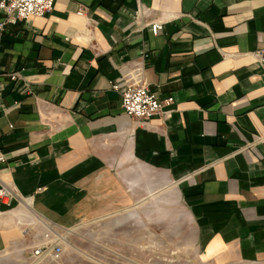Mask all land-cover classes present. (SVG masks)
I'll use <instances>...</instances> for the list:
<instances>
[{"label": "crops", "instance_id": "obj_1", "mask_svg": "<svg viewBox=\"0 0 264 264\" xmlns=\"http://www.w3.org/2000/svg\"><path fill=\"white\" fill-rule=\"evenodd\" d=\"M1 24L0 180L20 201L0 205V254L24 225L122 208L143 224L168 197L208 259L264 255V0H57ZM136 73L173 99L165 115L123 113L111 84Z\"/></svg>", "mask_w": 264, "mask_h": 264}, {"label": "rangeland", "instance_id": "obj_2", "mask_svg": "<svg viewBox=\"0 0 264 264\" xmlns=\"http://www.w3.org/2000/svg\"><path fill=\"white\" fill-rule=\"evenodd\" d=\"M156 202L144 209V225L137 218L128 220L132 212L122 208L113 216H89L70 227L69 233L56 227V236L64 240L58 257H34L33 242L46 231L35 222L24 225L21 251L0 254V264H264V255L227 262L208 259L196 243L185 211L168 197L165 206ZM133 212L135 217L141 215V207Z\"/></svg>", "mask_w": 264, "mask_h": 264}, {"label": "built area", "instance_id": "obj_3", "mask_svg": "<svg viewBox=\"0 0 264 264\" xmlns=\"http://www.w3.org/2000/svg\"><path fill=\"white\" fill-rule=\"evenodd\" d=\"M57 0H0V11L5 16V23L14 24L17 21H26L30 18H41L49 14ZM83 12L79 13L82 15ZM3 24L0 25V27ZM160 21H153L148 24V28L153 36H157L162 30ZM257 58L264 68V49L257 53ZM8 77L14 81L18 77L16 74H9ZM121 99V109L123 113L138 123H146L154 118L165 115L174 103L171 97L160 98L157 92L146 85L140 73H136L131 79L118 80L111 84ZM7 162L6 157L0 153V164ZM20 196L17 190L0 180V205L11 208L13 204H19ZM51 231L46 232L36 238L33 242V256H53L58 257L63 251V241L56 236L52 224ZM55 238V239H53Z\"/></svg>", "mask_w": 264, "mask_h": 264}]
</instances>
